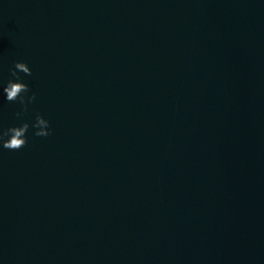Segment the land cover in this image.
I'll return each mask as SVG.
<instances>
[{
    "label": "water",
    "instance_id": "1",
    "mask_svg": "<svg viewBox=\"0 0 264 264\" xmlns=\"http://www.w3.org/2000/svg\"><path fill=\"white\" fill-rule=\"evenodd\" d=\"M14 61L0 264H264V0H0Z\"/></svg>",
    "mask_w": 264,
    "mask_h": 264
},
{
    "label": "clouds",
    "instance_id": "2",
    "mask_svg": "<svg viewBox=\"0 0 264 264\" xmlns=\"http://www.w3.org/2000/svg\"><path fill=\"white\" fill-rule=\"evenodd\" d=\"M25 76H32L29 64L25 61H14L7 79H0V100L20 106L19 111L13 113L16 123L8 126L0 124V151L21 150L28 143L29 134L41 138L52 135L53 129L49 119L40 112L32 114L30 120L25 119L30 106L37 99L36 92L26 82Z\"/></svg>",
    "mask_w": 264,
    "mask_h": 264
}]
</instances>
